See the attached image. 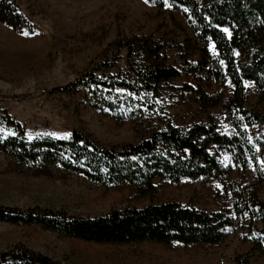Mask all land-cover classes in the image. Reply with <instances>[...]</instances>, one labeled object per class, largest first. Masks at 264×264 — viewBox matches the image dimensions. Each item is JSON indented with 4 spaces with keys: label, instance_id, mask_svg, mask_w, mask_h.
I'll list each match as a JSON object with an SVG mask.
<instances>
[{
    "label": "rangeland",
    "instance_id": "obj_1",
    "mask_svg": "<svg viewBox=\"0 0 264 264\" xmlns=\"http://www.w3.org/2000/svg\"><path fill=\"white\" fill-rule=\"evenodd\" d=\"M14 1L32 29L19 32L0 22V99L30 138H69L77 130L103 145L137 143L155 129L166 128L168 122L178 126L214 123L223 133H233L226 108L234 87L229 79L220 83L205 71L172 79L154 97L155 110L126 121L87 105V90L54 91L102 60L119 34L164 42L169 61L176 67L183 68L186 59L198 63L204 44L181 10L147 0ZM209 45L214 52L213 44ZM200 82L207 94L222 93L219 105L202 108L197 94L183 87H197ZM245 106L264 113V92L254 83L246 85ZM0 132L11 133L2 123ZM209 151L225 167H232L227 178H185L179 182L157 178L155 192L146 196L134 185H101L61 166H53L50 176L37 175L33 168L0 153V205L38 206L85 217L167 201L189 203L206 211L231 207L232 187L258 182L255 166L252 161L246 166L235 164L232 155L217 145H211ZM259 187V196L264 199V180ZM248 224V216L236 221L218 244L186 245L94 243L37 224L0 221V251L24 244L59 264H237L235 258L240 255L264 264V246L254 248L244 227Z\"/></svg>",
    "mask_w": 264,
    "mask_h": 264
},
{
    "label": "trees",
    "instance_id": "obj_2",
    "mask_svg": "<svg viewBox=\"0 0 264 264\" xmlns=\"http://www.w3.org/2000/svg\"><path fill=\"white\" fill-rule=\"evenodd\" d=\"M156 6L181 10L204 47L193 64L186 58L183 68L171 64L166 44L153 37L118 35L108 45L107 55L55 92L87 90V105L118 121L144 117L155 110L154 97L183 74L205 71L220 83H232L233 96L226 111L233 133L216 124L178 126L168 122L139 142L103 145L91 135L73 131L69 138H30L25 126L13 118L0 99V123L11 133L0 132V153L50 176L53 166L81 174L101 185L128 183L142 196L155 192L154 180L227 178L225 167L211 145L227 150L235 164L252 161L256 183H240L230 189L232 206L206 211L177 201L151 203L145 207L113 209L98 216L72 215L42 207L0 205V221L37 224L62 235L94 243L129 244L152 241L163 244H218L229 235L236 221L249 217L244 226L254 248L264 246V199L259 184L264 180V113L245 106L246 85L254 83L264 92V0H147ZM0 22L16 31L32 24L14 0H0ZM228 29L231 33L224 31ZM213 44L214 52L209 44ZM184 89L194 91L202 108L217 106L222 93L209 95L202 82ZM237 264H255L248 256ZM0 264H59L50 256L18 244L0 251Z\"/></svg>",
    "mask_w": 264,
    "mask_h": 264
},
{
    "label": "snow or ice",
    "instance_id": "obj_3",
    "mask_svg": "<svg viewBox=\"0 0 264 264\" xmlns=\"http://www.w3.org/2000/svg\"><path fill=\"white\" fill-rule=\"evenodd\" d=\"M224 31H225L226 33H228V34H229V36L231 35V33H230V32H228V29H224ZM25 35H27V33H25Z\"/></svg>",
    "mask_w": 264,
    "mask_h": 264
}]
</instances>
